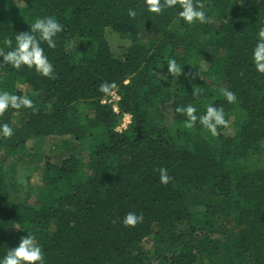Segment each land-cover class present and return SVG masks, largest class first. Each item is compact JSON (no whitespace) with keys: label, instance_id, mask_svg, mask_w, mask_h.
Listing matches in <instances>:
<instances>
[{"label":"trees","instance_id":"16d2710c","mask_svg":"<svg viewBox=\"0 0 264 264\" xmlns=\"http://www.w3.org/2000/svg\"><path fill=\"white\" fill-rule=\"evenodd\" d=\"M203 2L208 21L187 25L176 23L179 0L160 14L144 0H0V47L35 16L64 25L55 48L43 45L54 78L0 57V88L34 100L0 115L14 130L0 137V256L32 232L45 264H264V74L249 58L264 0ZM169 56L181 73L168 72ZM102 81L119 85L117 112L101 103ZM221 85L236 102L212 94ZM188 103L223 106L230 126L216 137L185 128L175 108ZM124 113L132 123L115 132ZM45 137L68 156L54 163L26 150ZM16 169L41 171L37 187L19 194ZM130 211L143 215L134 227L121 223Z\"/></svg>","mask_w":264,"mask_h":264},{"label":"clouds","instance_id":"9594fccd","mask_svg":"<svg viewBox=\"0 0 264 264\" xmlns=\"http://www.w3.org/2000/svg\"><path fill=\"white\" fill-rule=\"evenodd\" d=\"M144 4L148 12L160 14L165 8H175L178 0H144ZM207 11L203 0H179L176 23L183 22L187 25L197 22L206 23L209 19ZM127 15L134 18L137 11L130 7L127 10ZM27 24L30 26V31L14 32L13 36H3V47H0L2 62L11 69L20 70L26 66L28 69H34L41 76L54 78V65L43 45L46 44L49 49L55 48L57 34L63 31L64 25L54 15L35 16ZM249 58L251 67L257 73L264 74V21L257 24L255 43L251 47ZM3 63H0V67H3ZM166 65L171 75L181 73V66L173 56L167 58ZM123 83L128 84L130 80L125 79ZM118 88L119 85L115 81H102L98 88L99 92L103 94L101 103L119 100ZM202 91V88H196L193 90V96L200 95ZM220 92L228 103L236 102V94L230 89L221 88ZM33 107L34 100L31 96L0 88V115L9 108L20 110ZM114 110L118 109L114 106ZM175 112L185 117L183 120L185 128L191 129L198 123L212 137L219 134V128L230 126V120L226 118L223 106L213 103L205 104L203 112H198L193 103L177 105ZM131 123L132 114L124 113L121 123L114 128V131L121 132ZM13 131V127L8 122L0 121V137L9 138L13 135ZM158 172L161 184H167L172 179L167 168L161 167ZM142 220L143 215L130 211L124 215L121 223L126 227H134ZM0 264H45V255L36 236L32 232H27L26 236L20 238L17 246L8 248L5 254L0 256Z\"/></svg>","mask_w":264,"mask_h":264},{"label":"rangeland","instance_id":"374dc122","mask_svg":"<svg viewBox=\"0 0 264 264\" xmlns=\"http://www.w3.org/2000/svg\"><path fill=\"white\" fill-rule=\"evenodd\" d=\"M112 53L119 60H123L125 58L124 50L112 48ZM221 88H223L222 85L218 89L214 90L212 94L215 95L216 97H220L221 96V92H220ZM18 89L21 91H25V89L27 90V86L26 85H20V86L18 85ZM118 101L119 100H113L111 103H108V104L112 105V110L114 112L118 111V110H114V106L116 109H118V104H117ZM105 104H107V103H105ZM83 109H84V107L81 106L80 107V113H82V114H83ZM122 117H123V115H122ZM122 117H121V120H122ZM12 120H13V122L19 124L20 119L18 118L17 115H14ZM169 122H170V118H168L167 124H169ZM120 123H121V121H120ZM167 128H168L169 133L171 135H174V130H173L174 125H168ZM64 139H66V138H64ZM59 143H60L59 138L45 137V138H41V139H37V140L28 141L25 148L28 152H30L34 156H38L39 159L42 161L49 158L50 160L54 161V163H56V162H60L64 158H66L69 154V152L67 150L65 151V149H59V150L54 151V147L56 145H59ZM75 144L77 145V143H75ZM77 148H78V145H77ZM73 154L74 155L78 154L79 156L83 157L85 163L89 162V156H88L87 150L82 151L79 148L78 151H77V149L75 151H73ZM263 154H264V144H263V152H262L261 158L262 157L264 158ZM91 172H92V169L90 167L89 173H91ZM40 174H41V171H38L37 169H35L33 172H30V173H28L27 171H25L23 169H16V175L18 178L17 189L19 190V194L22 193V191H25L27 189L28 190L35 189V187H37V185H38Z\"/></svg>","mask_w":264,"mask_h":264}]
</instances>
